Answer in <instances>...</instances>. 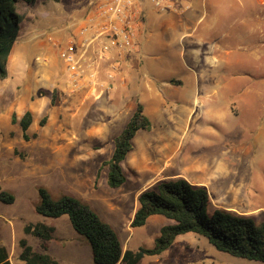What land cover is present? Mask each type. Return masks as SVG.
Segmentation results:
<instances>
[{"label":"rangeland","instance_id":"374dc122","mask_svg":"<svg viewBox=\"0 0 264 264\" xmlns=\"http://www.w3.org/2000/svg\"><path fill=\"white\" fill-rule=\"evenodd\" d=\"M100 1L35 0L33 5L20 2L18 12L23 18L22 30L12 55L17 46L26 40L36 46V41H47L52 34L67 37L71 33V25L83 23ZM232 44L235 48L240 47L238 42ZM62 48L55 49L59 52ZM178 49L171 47L167 54L162 55L160 60L165 68L183 64ZM34 54L42 59L45 57L43 50L38 48L34 49ZM244 75L250 77L249 82L260 85L255 89L251 86L246 88L249 93L245 98L252 110L254 98L258 107L264 103V71H250ZM118 78L111 92L120 84H125L128 92V74L121 70ZM60 81L61 88L41 87L36 81L32 88L27 89L28 83L18 84L12 74L6 81L0 80V186L15 196L13 204L0 201V245L7 248L12 264H24L19 259V241L23 238L34 250L43 251L38 238L24 233L27 223L37 222L56 228L48 253L62 264H95L90 244L74 230L67 215L48 218L36 212L41 187L47 188L56 198L71 195L90 205L115 229L125 250L152 247L161 228L170 223L165 217L157 215L143 227H131L141 192L161 180H168L166 176L172 172L180 173L176 178H184L208 190L210 212L225 209L253 217L258 222L264 221V158L259 163L254 160L257 152L253 143V128L240 138L232 140L228 137L206 150L207 161L212 166L196 170L192 164L181 165L184 153L176 152L180 133L177 128L183 123L182 113L178 120V107L183 110L184 106L171 100L165 114L167 118H162L149 113L150 106L145 104L153 127L150 131L137 133L133 141L134 150L122 163L127 180L120 188L113 189L107 183V167L103 166V162L112 156L114 138L124 129L138 100L125 97L122 102L83 103L82 93H77L78 89L68 85L71 82L69 71H64ZM173 82L176 83L175 80ZM254 91L257 93L253 94ZM22 99L26 105L21 112L17 106ZM34 99L43 100V110L36 115L28 131L30 138L25 140L20 126L12 123V116L15 114L21 119ZM246 108L234 98L236 113L247 112ZM257 115L260 119V113ZM258 119L254 127L261 122ZM261 140L264 145V135ZM146 155L151 162L144 166ZM134 156H138L139 162H132ZM169 157V170H159ZM224 158L225 161L241 159L227 166L221 163ZM139 264L262 263L219 252L204 237L190 233L179 236L162 255L145 257Z\"/></svg>","mask_w":264,"mask_h":264},{"label":"crops","instance_id":"0c3cea01","mask_svg":"<svg viewBox=\"0 0 264 264\" xmlns=\"http://www.w3.org/2000/svg\"><path fill=\"white\" fill-rule=\"evenodd\" d=\"M140 7L143 22L133 49L124 56L116 74L117 81L121 70L128 74V92L125 84H120L109 95L97 99L93 91L83 85L77 90L83 95V103L100 105L117 100L122 102L125 97L137 98L136 105L142 103L145 107L147 104L149 113L167 118L166 110L171 100H175L174 103L184 106L183 110L178 107V120L181 113L183 120L177 128L180 133L176 148V152L184 153L181 165L192 164L196 170L210 168L212 165L207 161L206 150L228 137L232 140L240 138L252 128L257 152L254 160L259 163L264 158L261 140L264 135V103L258 107L254 98L250 110L245 98L249 93L246 88L255 89L260 85L249 82L250 77L244 73L264 71V0H180L164 10L155 8L150 0H141ZM71 33L67 37L49 35L47 41H36V46L26 40L12 55L15 45L8 60V77L0 80L6 81L12 74L18 84L28 83L27 89L36 81L41 87L61 88L60 79L67 67L60 54L68 46ZM232 42H238L240 47L235 48ZM61 46L63 48L58 52L55 48ZM171 47H181L178 50L183 64L165 68L160 58ZM35 48L43 50V59L35 56ZM98 62L105 77L110 62ZM234 98L239 100L240 106L247 107V112L234 111ZM25 105L26 101L22 99L17 110L22 112ZM42 105L43 100L34 99L27 109L33 113L34 121L43 110ZM257 119L261 122L254 127ZM146 157L143 158L144 166L151 162L148 155ZM171 157L159 170H169ZM240 159L225 161L224 158L221 163L231 166ZM139 160L134 156L132 162ZM179 176L180 173L172 172L166 178Z\"/></svg>","mask_w":264,"mask_h":264},{"label":"trees","instance_id":"16d2710c","mask_svg":"<svg viewBox=\"0 0 264 264\" xmlns=\"http://www.w3.org/2000/svg\"><path fill=\"white\" fill-rule=\"evenodd\" d=\"M33 5L35 0H0V79L8 77V60L22 30L23 18L18 4ZM34 122L31 111L21 119L14 114L12 123L18 124L25 140ZM153 122L145 113L142 103L136 105L124 129L114 138V150L107 167V183L120 188L127 180L122 163L134 149L139 131H150ZM40 200L36 212L48 218L67 215L74 230L90 244L95 264H139L145 257L160 256L172 247L177 238L186 234L204 237L216 250L232 257L264 264V221L239 215L225 209L210 212V195L205 187L190 183L184 178L161 180L141 192L138 208L131 227L146 225L153 216H163L170 223L163 226L152 247L137 250L124 249L115 229L90 205L71 195L54 197L45 187L39 189ZM0 201L13 204L15 196L0 186ZM24 233L40 240L43 251H36L26 238L19 241V259L24 264H62L48 253L55 238L56 228L45 222L27 223ZM0 264H12L8 250L0 245Z\"/></svg>","mask_w":264,"mask_h":264},{"label":"built area","instance_id":"2783aa9c","mask_svg":"<svg viewBox=\"0 0 264 264\" xmlns=\"http://www.w3.org/2000/svg\"><path fill=\"white\" fill-rule=\"evenodd\" d=\"M150 1L158 10H164L180 0ZM140 2L102 0L82 24L71 26L68 46L60 56L70 72V84L75 89L85 85L97 99L113 90L118 65L133 49L138 29L143 22ZM115 55L117 57L113 58ZM103 60L110 62L105 77L98 62Z\"/></svg>","mask_w":264,"mask_h":264},{"label":"bare ground","instance_id":"6f19581e","mask_svg":"<svg viewBox=\"0 0 264 264\" xmlns=\"http://www.w3.org/2000/svg\"><path fill=\"white\" fill-rule=\"evenodd\" d=\"M147 158V157H146Z\"/></svg>","mask_w":264,"mask_h":264}]
</instances>
